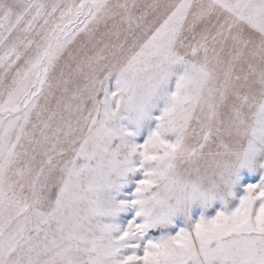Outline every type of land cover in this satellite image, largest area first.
<instances>
[{
  "label": "snow or ice",
  "instance_id": "6c2138e0",
  "mask_svg": "<svg viewBox=\"0 0 264 264\" xmlns=\"http://www.w3.org/2000/svg\"><path fill=\"white\" fill-rule=\"evenodd\" d=\"M0 264H264V0H0Z\"/></svg>",
  "mask_w": 264,
  "mask_h": 264
},
{
  "label": "rangeland",
  "instance_id": "374dc122",
  "mask_svg": "<svg viewBox=\"0 0 264 264\" xmlns=\"http://www.w3.org/2000/svg\"><path fill=\"white\" fill-rule=\"evenodd\" d=\"M183 71L182 67H176L175 69H173V72L175 73V75L170 79L169 83H168V90L171 91L174 88V84H175V76L181 74ZM163 107V104H159L157 106L156 109H153L152 111V115L153 116H157L159 115V109H161ZM156 120L152 119V120H147L145 121L139 128V130L137 131L135 140L137 143H143V141L147 138L148 134L155 129L156 127ZM246 175V173H245ZM215 207L217 208V210H220V204L218 202L215 203Z\"/></svg>",
  "mask_w": 264,
  "mask_h": 264
}]
</instances>
